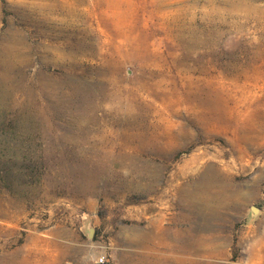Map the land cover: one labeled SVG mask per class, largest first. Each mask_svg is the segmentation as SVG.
Instances as JSON below:
<instances>
[{
	"label": "rangeland",
	"instance_id": "obj_1",
	"mask_svg": "<svg viewBox=\"0 0 264 264\" xmlns=\"http://www.w3.org/2000/svg\"><path fill=\"white\" fill-rule=\"evenodd\" d=\"M100 255L264 264V0H0V264Z\"/></svg>",
	"mask_w": 264,
	"mask_h": 264
},
{
	"label": "built area",
	"instance_id": "obj_2",
	"mask_svg": "<svg viewBox=\"0 0 264 264\" xmlns=\"http://www.w3.org/2000/svg\"><path fill=\"white\" fill-rule=\"evenodd\" d=\"M92 264H106L105 255L97 256L93 259Z\"/></svg>",
	"mask_w": 264,
	"mask_h": 264
},
{
	"label": "water",
	"instance_id": "obj_3",
	"mask_svg": "<svg viewBox=\"0 0 264 264\" xmlns=\"http://www.w3.org/2000/svg\"><path fill=\"white\" fill-rule=\"evenodd\" d=\"M250 209H251L252 213H254L257 210V207L252 205Z\"/></svg>",
	"mask_w": 264,
	"mask_h": 264
}]
</instances>
